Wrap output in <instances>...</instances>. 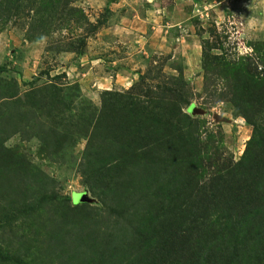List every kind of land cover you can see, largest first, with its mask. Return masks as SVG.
Returning <instances> with one entry per match:
<instances>
[{
    "label": "rangeland",
    "instance_id": "obj_1",
    "mask_svg": "<svg viewBox=\"0 0 264 264\" xmlns=\"http://www.w3.org/2000/svg\"><path fill=\"white\" fill-rule=\"evenodd\" d=\"M33 1L29 7L22 3L23 9L15 15L0 17V94L9 88L22 96L62 86V94L69 100L64 99L57 109L65 113L68 123H64V136L59 137L62 150L52 153L42 148L29 125L26 134L11 131V126H3L1 121L4 132L7 128L11 132L9 136L0 134L5 147L23 156L30 169L47 176L49 188L61 199L68 198L71 206L86 203L94 212L101 203L98 190L81 171L87 139L82 124H75L78 108H100L105 90L125 92L142 76L152 88L162 85L167 77L183 78L187 85L182 94L188 92L189 102L182 112L197 123L196 132L205 150L197 168V186L206 187L207 194H215V201L227 203L229 208H233L230 198L252 202L249 207L245 204L225 211L227 217L220 214L219 220L233 228L219 256L226 249H236V256L245 258L250 250L264 253L263 246L250 247L254 243L249 237L264 235V181L257 185L253 180L246 182L243 196L238 198L231 195L234 189L230 186L211 182L218 172L234 176L235 165L253 135V123L264 130V105L259 101L264 98V0H46L52 5L43 16L49 17L43 25L41 13L36 11L44 4ZM190 105L200 113H191ZM47 122L43 121L44 127ZM257 152L254 145L250 147L251 158L257 159L264 151ZM249 164L251 169L253 164ZM20 187L24 193L13 196L0 181V264L135 261L133 245L123 262L101 256L102 242H97L95 251L71 253L64 243L71 221L59 226V216L53 213L56 204L35 201L29 183L28 189ZM135 187L145 197L151 192L142 187L140 179L135 180ZM82 196L85 199L80 200ZM86 211L87 216L83 209L71 211L68 219L75 214L78 223L79 216L92 218L88 208ZM97 219L100 224L101 218ZM127 222L141 228L133 218ZM117 225L124 230L131 226ZM144 230L149 232V228ZM245 258L240 264H249Z\"/></svg>",
    "mask_w": 264,
    "mask_h": 264
},
{
    "label": "trees",
    "instance_id": "obj_2",
    "mask_svg": "<svg viewBox=\"0 0 264 264\" xmlns=\"http://www.w3.org/2000/svg\"><path fill=\"white\" fill-rule=\"evenodd\" d=\"M45 1L39 0L44 7L36 11L37 14L41 13L40 25L49 20V17L44 19L43 16L48 14L52 4ZM0 2V17L15 15L23 9V4L29 7L35 3L33 0ZM145 78L139 77V81L125 92L105 90L100 108L94 106L87 110L82 106L75 113V124H82V135L87 139L81 171L98 190L101 208L96 210L100 214L96 210L91 211L94 207L86 203L71 206L68 198L61 199L49 188V178L37 169H30L29 162L7 149L2 140L0 181L7 185L6 193L19 196L24 193L20 184L28 189L29 183L34 187L30 191L34 193L35 201L55 203L53 213L59 216V226L71 221L67 237H64L65 249L71 253L80 255L85 250L95 251L97 242H102L101 256L122 262L132 245L135 246V261L130 260L128 264H240L245 256H236V249H226L219 256L233 228L229 222H221L219 218L220 214L226 216L225 211H235L234 208L239 205L241 208L245 204L250 206L251 201L230 198L233 193L236 198L242 197L246 182L253 180L252 184L257 185L264 181V152L257 159L250 157V147L253 145L256 151H264V130L257 122L253 123V135L235 165L237 169L231 170L235 172L234 176L226 177L225 173L218 172L212 177L213 184L228 185L234 189L229 196L233 208H229L227 203L215 201V194H207L209 190L206 187L197 186V168L202 165L201 155L205 150L196 132L197 123L182 112V107L189 102L188 92L182 94L187 83L183 78L177 80L172 76L167 77L162 85L157 84L152 88L145 85ZM2 84L3 80L0 79ZM63 90L62 86L52 85V89L24 92L18 96L17 91L13 93L9 88L7 93L0 94V105L3 107L0 123L3 121V126H11V131L26 134L30 133L26 128L29 125L42 148H49L52 153L62 150L59 137L64 136L62 133L67 116L57 106L64 99L69 100L66 93L62 94ZM259 101L264 105V98ZM45 120H48L46 127L43 123ZM36 124H40V127L32 126ZM8 128L4 132L0 127V134L9 136L11 132ZM5 159L7 163L3 164ZM248 163L253 164L251 169L247 168ZM136 179H140L143 188L151 189L148 197L143 191L136 190ZM17 188L20 190H15ZM14 202L33 206L23 200ZM261 203L264 204V199H261ZM86 208L92 213V218L79 216L81 219L78 218V223L75 222V214L73 219H68V214L76 209H83L82 214L87 216ZM245 212L249 217L247 209ZM97 218H101V226ZM132 218L141 228L127 222ZM64 220L67 221L63 223ZM117 223L131 226L124 230ZM144 228H149V232H145ZM134 234L135 238H132ZM249 237L254 243L250 247H264V235L256 233ZM249 252L245 258L249 264H264V253Z\"/></svg>",
    "mask_w": 264,
    "mask_h": 264
},
{
    "label": "water",
    "instance_id": "obj_3",
    "mask_svg": "<svg viewBox=\"0 0 264 264\" xmlns=\"http://www.w3.org/2000/svg\"><path fill=\"white\" fill-rule=\"evenodd\" d=\"M189 111H190L191 113H200V110L196 109L193 105H190V107H189ZM214 118H215L216 120L221 119V118L218 117V116H214ZM75 198H76V197H75ZM82 199H85L84 196H82L80 200H82Z\"/></svg>",
    "mask_w": 264,
    "mask_h": 264
}]
</instances>
